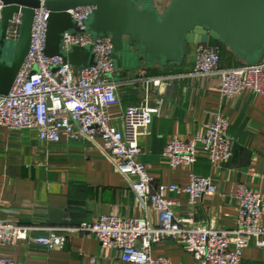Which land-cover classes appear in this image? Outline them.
<instances>
[{
    "label": "built area",
    "instance_id": "2783aa9c",
    "mask_svg": "<svg viewBox=\"0 0 264 264\" xmlns=\"http://www.w3.org/2000/svg\"><path fill=\"white\" fill-rule=\"evenodd\" d=\"M38 1L40 6L33 10L27 57L10 92L0 95V130L33 129L40 141L51 144L59 142L60 131L71 141L100 140L101 151L127 180L143 210L156 213L157 222L152 223L147 216L111 214L102 215L92 223L41 229L0 220V246L25 241L47 250H61L72 235L87 234L103 249H114L120 262L127 264H173L151 255L152 246L167 240L182 245L194 264H241L244 248L251 243L264 247V199L260 193L239 185L234 195L238 204L236 225L230 230H217L179 218L175 213L177 204L169 197L184 194L193 206L198 199L216 194L217 185L212 178L191 173L184 187L170 185L153 190L155 180L147 166L138 160L141 149L136 138L137 129L147 130L158 109L147 103L127 107L122 116L127 134L114 127L108 111L120 104L117 91L121 83L116 81L118 72L112 59L111 38H91L84 32V22L93 8L68 12L79 32L64 34L62 52L67 54L74 46H91L94 54L93 66L79 69L65 63L62 57L45 54L49 11L44 3L48 0ZM3 8L0 1V18ZM21 24L22 14L15 13L8 22L7 40L18 41ZM221 62V49L217 45L210 42L197 45L194 66L187 76L218 77L220 94L227 99L239 96L244 90L264 96V54L256 65L223 68ZM175 78V75L146 77L139 71L130 82L140 84L147 94L149 87L169 85ZM234 144L227 120L215 111L212 121L204 125L202 135L184 141L172 139L164 148L163 157L173 169L193 166L200 147L212 163L227 162L233 156ZM0 264H13V261L0 257Z\"/></svg>",
    "mask_w": 264,
    "mask_h": 264
},
{
    "label": "crops",
    "instance_id": "0c3cea01",
    "mask_svg": "<svg viewBox=\"0 0 264 264\" xmlns=\"http://www.w3.org/2000/svg\"><path fill=\"white\" fill-rule=\"evenodd\" d=\"M155 3L159 11L164 10H160L159 0ZM225 50L233 55L228 48ZM194 52L195 46H191L180 67L154 65L138 70L146 77H177L169 85L149 87L147 94L140 84L117 73L120 104L108 112L112 125L127 134L122 120L125 108L145 103L157 108L152 124L147 130L137 129L136 138L141 149L138 160L155 180L153 190L170 185L184 187L191 173L212 178L216 194L198 199L193 206L184 194L169 197L177 204L175 213L179 218L230 230L236 225L238 204L234 195L239 185L260 193L264 199V96L244 90L227 99L220 94L218 77L187 76L194 66ZM227 58L228 62H221L223 68L241 63L235 57ZM215 111L229 124V134L235 141L232 158L212 163L198 147L193 166L171 168L163 157L166 145L175 138L184 141L202 135ZM59 135V142L51 144L40 141L33 129L0 130V220L41 229L92 223L111 214L147 216L152 223L157 222L156 213L143 210L127 180L101 151L100 140L71 141L63 131ZM151 255L173 264H194L183 246L170 240L152 246ZM0 257L11 259L13 264H127L120 262L114 249H103L87 234L72 235L61 250H47L25 241L0 246ZM241 264H264V247L251 243L244 248Z\"/></svg>",
    "mask_w": 264,
    "mask_h": 264
},
{
    "label": "water",
    "instance_id": "95a60500",
    "mask_svg": "<svg viewBox=\"0 0 264 264\" xmlns=\"http://www.w3.org/2000/svg\"><path fill=\"white\" fill-rule=\"evenodd\" d=\"M0 95H7L27 57L33 10L38 0H0ZM45 54L62 57L79 69L93 66L91 46L61 50L65 33L79 32L69 11L91 7L84 32L91 38L109 36L116 70L129 80L154 65L180 67L191 46L210 41L228 48L246 65L258 64L264 54V0H169L159 11L155 0H48ZM22 14L18 41L6 39L8 22Z\"/></svg>",
    "mask_w": 264,
    "mask_h": 264
},
{
    "label": "trees",
    "instance_id": "16d2710c",
    "mask_svg": "<svg viewBox=\"0 0 264 264\" xmlns=\"http://www.w3.org/2000/svg\"><path fill=\"white\" fill-rule=\"evenodd\" d=\"M210 43L214 44V45H217L221 49V59H223L224 57H227V56H229V57H231L233 59L234 55H232V54L230 55L229 52H226V50H225L226 47H224V46H222L219 43L214 42V41H210ZM241 65H244V63L237 64L236 66H241Z\"/></svg>",
    "mask_w": 264,
    "mask_h": 264
},
{
    "label": "rangeland",
    "instance_id": "374dc122",
    "mask_svg": "<svg viewBox=\"0 0 264 264\" xmlns=\"http://www.w3.org/2000/svg\"><path fill=\"white\" fill-rule=\"evenodd\" d=\"M168 3H169V0H159V8H160V10L165 9V7L168 5ZM225 62H228V58L227 57H224L222 59V63L224 64Z\"/></svg>",
    "mask_w": 264,
    "mask_h": 264
}]
</instances>
